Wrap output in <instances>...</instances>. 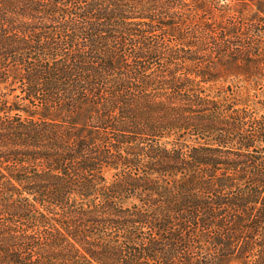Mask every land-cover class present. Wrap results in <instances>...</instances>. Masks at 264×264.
<instances>
[{
  "label": "trees",
  "instance_id": "16d2710c",
  "mask_svg": "<svg viewBox=\"0 0 264 264\" xmlns=\"http://www.w3.org/2000/svg\"><path fill=\"white\" fill-rule=\"evenodd\" d=\"M0 264H264V0H0Z\"/></svg>",
  "mask_w": 264,
  "mask_h": 264
},
{
  "label": "rangeland",
  "instance_id": "374dc122",
  "mask_svg": "<svg viewBox=\"0 0 264 264\" xmlns=\"http://www.w3.org/2000/svg\"><path fill=\"white\" fill-rule=\"evenodd\" d=\"M212 74L207 76L210 82L205 86L206 88L217 91L222 86L231 85L234 87L238 97L243 100L247 99V96H252L255 90L251 87L252 85L245 82L244 71L236 69L233 63L226 60H213L210 67Z\"/></svg>",
  "mask_w": 264,
  "mask_h": 264
}]
</instances>
